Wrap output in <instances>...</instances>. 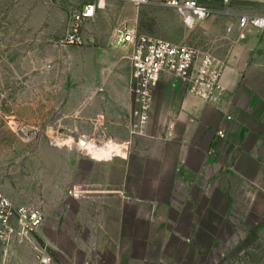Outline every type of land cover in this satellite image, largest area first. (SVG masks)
<instances>
[{
	"label": "rangeland",
	"instance_id": "rangeland-1",
	"mask_svg": "<svg viewBox=\"0 0 264 264\" xmlns=\"http://www.w3.org/2000/svg\"><path fill=\"white\" fill-rule=\"evenodd\" d=\"M94 1L0 0L2 191L11 189L12 196L5 193L19 204L42 207L44 223L54 227V238L65 251L46 241L64 264H96L87 232L77 231L75 215L82 202L90 214L91 202L103 197L96 193L98 184L91 174L95 163L111 160L103 158L106 142H125L110 132L107 111L112 106L109 97L121 91V83L127 85L130 71L126 47L114 41L118 26L137 17L143 34L190 43L218 57L225 48L224 30L237 17L211 14L191 29L175 10L155 2L136 16L130 3L102 0L95 16L79 24L80 41L68 42L74 12ZM242 4L237 2L235 11ZM213 5L220 10L222 0ZM92 95L99 99L92 101ZM115 125L122 130L121 123ZM88 141L105 147L93 154L83 147ZM128 151L129 145L125 155ZM236 204L225 221L210 224L215 237L194 239L188 250L177 243L182 253H173L166 264H264V174L243 190ZM79 234L84 235L80 248Z\"/></svg>",
	"mask_w": 264,
	"mask_h": 264
},
{
	"label": "crops",
	"instance_id": "crops-1",
	"mask_svg": "<svg viewBox=\"0 0 264 264\" xmlns=\"http://www.w3.org/2000/svg\"><path fill=\"white\" fill-rule=\"evenodd\" d=\"M207 1L214 7L215 0ZM235 2H243L238 13L264 14V4L249 0H222V7L236 12ZM234 22L236 27L237 17ZM223 38L218 58L224 62L225 92L218 102H208L166 75L139 130L133 126L138 116L129 75L127 85L121 83V91L109 97V130L128 143L129 151L125 155V142H106L103 158L111 160L95 163L91 174L103 197L91 202L90 214L82 202L74 221L80 225L77 231L87 232L96 264L171 263L173 253H182L177 245L188 250L194 239L215 237L210 224L225 221L243 190L264 174V30L238 38L236 30L225 29ZM98 99L92 95V101ZM119 149L123 156L114 158ZM63 225L60 221L59 228ZM39 232L65 251L50 222ZM77 236L80 248L84 235ZM0 264L37 262L31 246L6 247L0 239Z\"/></svg>",
	"mask_w": 264,
	"mask_h": 264
},
{
	"label": "built area",
	"instance_id": "built-area-1",
	"mask_svg": "<svg viewBox=\"0 0 264 264\" xmlns=\"http://www.w3.org/2000/svg\"><path fill=\"white\" fill-rule=\"evenodd\" d=\"M130 3L139 10L152 2L175 10L187 28H195L209 15L215 13L236 14L237 23L227 27L238 38H245L253 30H264V14L232 12L228 7L216 10L207 0H115ZM264 4V0H249ZM102 0L87 3L73 14V33L68 42L80 41L79 24L95 16L102 7ZM228 3L229 0H224ZM131 22V25H129ZM114 41L124 45L130 61L129 90L136 103L135 114L139 122L133 126L141 128L148 120L153 95L164 76L170 75L183 83L185 88L208 102H218L224 92V62L209 51H201L190 43H180L167 38L143 34L139 31L137 17L123 21L117 28ZM19 130L25 133L21 126ZM221 137L225 131L218 130ZM127 144V143H126ZM128 147V145L125 147ZM79 195V194H78ZM45 222V213L35 203L19 204L0 190V239L6 247L27 244L31 246L37 264H64L56 259L48 242L38 237Z\"/></svg>",
	"mask_w": 264,
	"mask_h": 264
},
{
	"label": "bare ground",
	"instance_id": "bare-ground-1",
	"mask_svg": "<svg viewBox=\"0 0 264 264\" xmlns=\"http://www.w3.org/2000/svg\"><path fill=\"white\" fill-rule=\"evenodd\" d=\"M27 131V130H26ZM25 132V130H24ZM25 134V133H24ZM88 152H91L93 154H100L102 150L104 149V144L103 145H98L94 141H88L84 144L83 146Z\"/></svg>",
	"mask_w": 264,
	"mask_h": 264
}]
</instances>
